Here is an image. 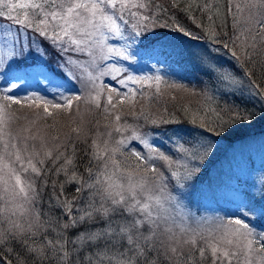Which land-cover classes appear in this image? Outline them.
I'll list each match as a JSON object with an SVG mask.
<instances>
[{"label": "snow or ice", "instance_id": "snow-or-ice-1", "mask_svg": "<svg viewBox=\"0 0 264 264\" xmlns=\"http://www.w3.org/2000/svg\"><path fill=\"white\" fill-rule=\"evenodd\" d=\"M261 119L264 0H0V264H264Z\"/></svg>", "mask_w": 264, "mask_h": 264}, {"label": "trees", "instance_id": "trees-1", "mask_svg": "<svg viewBox=\"0 0 264 264\" xmlns=\"http://www.w3.org/2000/svg\"><path fill=\"white\" fill-rule=\"evenodd\" d=\"M161 2H166V0H161ZM176 15L180 18L181 23L189 27H194L191 24V21L188 20L183 13L177 12ZM230 28H231V19L229 18V29ZM137 74H139V71L137 72ZM257 75L259 76V71L257 72ZM144 92H145V96L143 97L139 95L137 96V100H138L137 109H139L140 106L143 105L145 107V110L153 115L167 117L169 114H173L182 117L183 116V112L181 111L182 106L191 105L195 107L199 103V101L196 98L189 97L180 91L169 89L164 84L161 85V91L159 94L155 93L154 87L152 89H148L147 87H145ZM173 97H175V99H173ZM14 107H16L21 114H26L29 116L32 115V110L28 109L27 107H20V106H14ZM80 109L83 115V119L85 121H89V120L94 121L95 119H100L99 115L95 113H89L86 110L85 105L81 104ZM211 118L215 119V116H212ZM59 119H60V123L62 125H65L64 131H67L66 114L60 117ZM127 119L129 122H132L133 118L131 116H127ZM49 123H51V121H49ZM248 132L250 134H253L256 138H260L261 134H264V122H262V119L254 123L253 126L250 129H248ZM227 145H228L227 140L220 142L221 151L217 153V156L213 158V162L209 164V170L210 167H212L216 162H218L224 156L223 149L226 148ZM81 170L83 169L81 168ZM62 178L63 177H61V179ZM45 199H47V197H45ZM190 248L191 245L185 246V251H188ZM208 264H210V252H209Z\"/></svg>", "mask_w": 264, "mask_h": 264}, {"label": "rangeland", "instance_id": "rangeland-1", "mask_svg": "<svg viewBox=\"0 0 264 264\" xmlns=\"http://www.w3.org/2000/svg\"><path fill=\"white\" fill-rule=\"evenodd\" d=\"M145 70H146V72L147 71L148 72L150 71V69H148V68L142 69L143 72H145ZM262 122H264V119H262ZM258 139L259 138H257V140ZM255 147L256 146H254V149H255ZM253 159L255 160L256 166L258 168L259 165H260V153L258 151H255V150L253 151ZM222 164H224L225 167H226V162H225L224 156L218 162H216L212 167H210L209 173H207L205 175V177H204L205 182H207V176L208 175L215 176L217 170L220 169V167H221ZM213 214L214 213L211 210L209 212H207V213H204V215H207V216H212Z\"/></svg>", "mask_w": 264, "mask_h": 264}]
</instances>
